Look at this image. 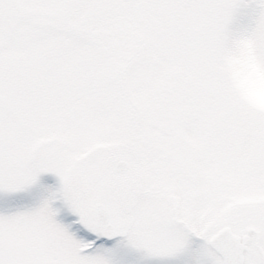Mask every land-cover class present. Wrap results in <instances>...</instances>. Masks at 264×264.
Here are the masks:
<instances>
[{
    "label": "snow or ice",
    "instance_id": "6c2138e0",
    "mask_svg": "<svg viewBox=\"0 0 264 264\" xmlns=\"http://www.w3.org/2000/svg\"><path fill=\"white\" fill-rule=\"evenodd\" d=\"M0 264H264V0H0Z\"/></svg>",
    "mask_w": 264,
    "mask_h": 264
}]
</instances>
